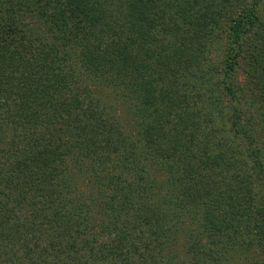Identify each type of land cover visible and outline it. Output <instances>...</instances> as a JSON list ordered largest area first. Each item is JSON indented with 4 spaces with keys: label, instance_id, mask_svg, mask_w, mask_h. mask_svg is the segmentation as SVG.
I'll return each mask as SVG.
<instances>
[{
    "label": "trees",
    "instance_id": "trees-1",
    "mask_svg": "<svg viewBox=\"0 0 264 264\" xmlns=\"http://www.w3.org/2000/svg\"><path fill=\"white\" fill-rule=\"evenodd\" d=\"M261 3L0 0V264H264Z\"/></svg>",
    "mask_w": 264,
    "mask_h": 264
},
{
    "label": "rangeland",
    "instance_id": "rangeland-1",
    "mask_svg": "<svg viewBox=\"0 0 264 264\" xmlns=\"http://www.w3.org/2000/svg\"><path fill=\"white\" fill-rule=\"evenodd\" d=\"M263 14H264V0H262V3H261L259 10H258L259 17H261ZM216 55H217V53H216Z\"/></svg>",
    "mask_w": 264,
    "mask_h": 264
}]
</instances>
